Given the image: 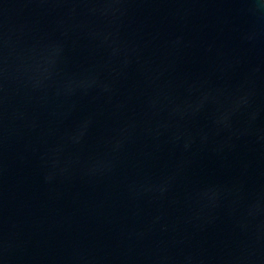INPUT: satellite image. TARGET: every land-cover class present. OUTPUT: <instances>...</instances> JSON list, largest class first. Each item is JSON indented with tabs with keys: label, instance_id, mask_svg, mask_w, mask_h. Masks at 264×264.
I'll use <instances>...</instances> for the list:
<instances>
[{
	"label": "water",
	"instance_id": "1",
	"mask_svg": "<svg viewBox=\"0 0 264 264\" xmlns=\"http://www.w3.org/2000/svg\"><path fill=\"white\" fill-rule=\"evenodd\" d=\"M0 264H264V0H0Z\"/></svg>",
	"mask_w": 264,
	"mask_h": 264
}]
</instances>
